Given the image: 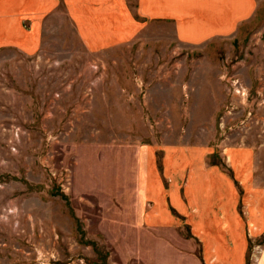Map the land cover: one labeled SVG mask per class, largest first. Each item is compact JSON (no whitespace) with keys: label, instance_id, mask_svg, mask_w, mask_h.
Wrapping results in <instances>:
<instances>
[{"label":"rangeland","instance_id":"1","mask_svg":"<svg viewBox=\"0 0 264 264\" xmlns=\"http://www.w3.org/2000/svg\"><path fill=\"white\" fill-rule=\"evenodd\" d=\"M28 1L0 0V264H202L187 230L142 219L146 148L164 182L173 145L198 158L210 145L226 173L250 152L247 204L264 212V0L234 37L181 44L167 22L134 16L126 43L95 52L62 1L43 15ZM247 223L258 264L264 230Z\"/></svg>","mask_w":264,"mask_h":264},{"label":"crops","instance_id":"2","mask_svg":"<svg viewBox=\"0 0 264 264\" xmlns=\"http://www.w3.org/2000/svg\"><path fill=\"white\" fill-rule=\"evenodd\" d=\"M55 1L57 4L62 1L80 39L92 52L126 43L128 31L139 28L134 16L141 23L167 22L173 27L179 43L196 45L225 36L234 37L244 21L253 19L257 9L255 0H134V13L128 10L127 0H29L28 3L36 5V12L43 15ZM25 4L24 1L21 6L26 11ZM2 45L13 47L12 44ZM173 146L171 151L162 149L165 150L161 157L166 167V172L163 170L165 182L156 167L157 156L147 148L143 153L145 162L143 174H139V198L150 206V211L142 215V219L146 220L149 214V227L155 230L159 226L171 228V231L187 230L190 240L198 246L202 264H249L246 221L250 227H257L255 234L260 235L264 230V212L254 216L247 204L252 196L248 188L254 167L250 152L244 158L237 156L233 162L230 158L229 163L235 167L233 172L226 173L221 169L220 157L211 156L210 145L203 147L204 154L199 158L197 146H182L181 149ZM231 151L243 156L240 150ZM190 157L197 158L191 165L194 169L178 171V166H173V159L181 161ZM240 163L247 168L243 174L247 184L238 192L234 182H238L239 173L235 169ZM261 204L263 209L264 202ZM258 261L264 264V240Z\"/></svg>","mask_w":264,"mask_h":264}]
</instances>
